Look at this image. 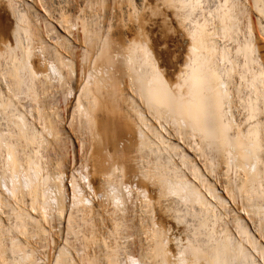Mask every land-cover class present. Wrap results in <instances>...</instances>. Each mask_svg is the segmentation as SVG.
Returning a JSON list of instances; mask_svg holds the SVG:
<instances>
[{"label":"bare ground","instance_id":"bare-ground-1","mask_svg":"<svg viewBox=\"0 0 264 264\" xmlns=\"http://www.w3.org/2000/svg\"><path fill=\"white\" fill-rule=\"evenodd\" d=\"M147 1L0 0V264H264V0Z\"/></svg>","mask_w":264,"mask_h":264},{"label":"rangeland","instance_id":"rangeland-1","mask_svg":"<svg viewBox=\"0 0 264 264\" xmlns=\"http://www.w3.org/2000/svg\"><path fill=\"white\" fill-rule=\"evenodd\" d=\"M148 2L150 3L149 0L147 1V3H148ZM151 3H152V2H151ZM151 3H150L149 6H152L153 3H152V4H151ZM154 6H155V5H154ZM154 6H152V7H154ZM149 8H151V7H149ZM151 9H153V8H151ZM150 17H151V16H150ZM150 19L152 20V19H153V16H152V18H150ZM150 23H151V21L149 22L148 25H146V26H149V28L146 27V26L144 27L145 30H146V31H145V30H144V31H145V32H148V31L151 32V31H152V33H153V30H152L153 27H151V24H150ZM146 28H147L148 30H147ZM150 28H151V29H150ZM149 32H148V34H149ZM150 34H151V33H150ZM185 40H186V39L184 38V43L181 42L180 40L178 41V45L181 43L179 46L182 47V49H183L182 51H180V52H182V53L186 50V49L184 50V48L187 46V45H186L187 42H186ZM179 42H180V43H179ZM182 45H185V47H183ZM167 46L169 47V45H167ZM161 49L163 50V47H162V46H161V47L159 46L158 50H159V51H162ZM153 50H155V49H153ZM155 51H156V50H155ZM153 52H154V51H153ZM154 53H156V52H154ZM177 53H179V52H176L175 55L173 54V55L175 56V58H174V57L172 58V56H171L172 59L170 58V61H172V66H174V65L176 64L174 60H175V59L177 58V56H178V55H176ZM179 54H181V53H179ZM180 56H181V55H180ZM172 70H173V69H172ZM172 70L170 69V71H172ZM122 140H123V138L121 139V143L125 141V139H124L123 141H122ZM40 250H42V249H40Z\"/></svg>","mask_w":264,"mask_h":264}]
</instances>
